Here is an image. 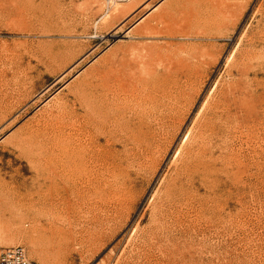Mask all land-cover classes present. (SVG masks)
<instances>
[{"label":"rangeland","instance_id":"rangeland-1","mask_svg":"<svg viewBox=\"0 0 264 264\" xmlns=\"http://www.w3.org/2000/svg\"><path fill=\"white\" fill-rule=\"evenodd\" d=\"M115 1L0 0V250L21 245L40 264H264V0ZM105 74L155 80L173 130L147 162L118 142L116 168L86 169L55 195L73 203L56 221L61 234L33 205L36 150L49 142L32 139L38 124L58 125V105L88 115ZM200 123L221 132L204 144L207 170L179 178L180 195L164 202L181 171L177 149L208 139ZM69 229L77 241L59 244Z\"/></svg>","mask_w":264,"mask_h":264},{"label":"bare ground","instance_id":"bare-ground-1","mask_svg":"<svg viewBox=\"0 0 264 264\" xmlns=\"http://www.w3.org/2000/svg\"><path fill=\"white\" fill-rule=\"evenodd\" d=\"M114 1L115 0H111L110 3L114 2ZM118 2H119V0H118ZM67 43H68V41H67ZM58 54L59 53L55 54L54 51L52 52L51 50L46 53L48 59H54L57 57ZM248 54H246V55L248 56ZM44 62H45V60H44ZM18 74H20V73H18ZM145 74H148V73L145 72ZM150 76H152V75H150ZM153 76L155 77V75H153ZM22 77L23 78L19 81V82H21V84H25V81L32 79L28 73L24 74V76H22ZM116 77L117 78L111 79L110 76H108L106 74L100 76V78H99V80H100L99 81V97H98L99 101L97 100L99 103L95 102L98 105H96L91 99H89L91 102L89 101L90 105H89L88 109L91 110V112H90L91 116L89 115L90 114L89 111L88 112L86 111V113H88L89 116L87 114H85L86 116L83 114L84 116L81 117L78 114L76 108L71 106V104H72L71 102H70L71 104L68 102L65 104L63 103V104H61L63 106L58 105V107H59L58 115L55 117V120H57L58 125L56 127L54 126L53 128H51L49 125L48 126L46 125L47 126L46 127L45 124L44 125L38 124L39 127L36 130L38 133L36 132L37 135H35V139H32L33 141H36L38 143V145L48 143V142L50 143V146L48 147L49 149L46 147L49 143L47 145L44 144L45 146L41 145L40 148L36 144L38 149L37 150L35 149V150L37 152V155H39V156L35 155L38 158L37 164L36 163L35 164L37 165L39 170L37 169V172H38V176H37L38 188H37L35 194L38 197V199L33 202V205H34V207L38 206V205H42V207H40V209H38V210L41 211L43 214H45L49 224L55 226V228L58 229V231L60 233H61L63 228L57 227L56 221L61 219L65 214H68L70 210H73V209H71V208H73V203H70L66 199H64L63 206H62V204L56 205L55 202L52 201L53 198H56L55 195H60L61 191L69 192L71 190V186H70L71 181L83 179L89 173L88 171H86V169L88 170L89 168H99V175L101 176L103 171L110 169L111 166L115 165L116 161H117L116 158H118L117 157V149L115 147L118 144V142L123 144V147H124L123 152L124 153L123 152H121V153L125 154L124 155L125 157H127L128 159H132L133 157H138V160L143 161V159H144L147 162V160L152 159V154H153L154 149L157 148L158 146L160 147L159 143H160L162 136L164 134L169 135L172 133L171 131L173 130V128H171L172 130L170 129L171 124H170L169 128H166V125H167L166 124L167 123L166 117L169 116L170 114H171L170 115V117H171L172 116V110H175V109L171 108V110H169V108H166V107L164 109H162V108L160 109V107H158L159 104L157 102V92H156L157 85H156L155 80L148 78V76L144 77L142 75L141 77H136V78L130 79V81L128 83H124L123 79H122L123 77H118V76H116ZM17 78H18V76H17ZM157 79H159V77ZM18 80L16 82H18ZM164 80H166V79H164ZM164 80H163V82H164ZM157 81L159 82V80H157ZM166 81H169V80H166ZM163 82H161L162 85H163ZM172 82H173V80H172ZM175 84H176V82H175ZM177 84H179V85H177ZM177 84L176 85L178 87L181 86L179 81ZM19 85H20V83H19ZM159 85H161V84H159ZM165 85H167V84H165ZM165 85H163V88H165L164 87ZM150 86H152V87L149 89L148 87H150ZM174 86H173V89L178 88V87H176V86L174 87ZM169 87H170V85H169ZM171 87H170V89H171ZM82 89H83L82 92L84 93L86 90L84 88H82ZM169 90H168V94H169ZM179 90H181V89H179ZM164 91H166V89ZM176 91L178 93L177 89H176ZM162 92H163V90H162ZM179 92L181 95V91H179ZM78 93L79 92L76 93V88H75V94L74 95L76 96V94H78ZM80 93H81V90H80ZM87 93L88 92L86 91V94H85L86 96L90 95L91 92L89 94H87ZM163 94H165V93H163ZM80 95H82V97H84L83 94H80ZM172 95L175 96L176 94H172ZM172 95H170V96H172ZM96 96H95V98H96ZM166 96L168 97V95H166ZM88 97L90 98V96H88ZM162 97H163V95H162ZM175 97H177V95ZM84 98H80V99L83 100ZM163 98H161V99H163ZM158 99H160V98H158ZM77 100H79V98ZM84 101H87V100L85 99ZM79 102H80V100H79ZM89 102H85L86 105H88ZM162 103H163V101H162ZM83 104L81 103V106ZM72 105H74V104H72ZM174 108H175V106H174ZM218 108L219 107H217L216 110H218ZM216 110H215V112H216ZM174 113H175V111H174ZM49 114H51V113H49ZM197 118H198V116H197ZM51 120H53V119H51ZM85 120H90V121L84 122ZM135 120H136V122H135ZM152 121L156 125H154ZM197 122H199V121H197ZM199 125L200 126L198 128V131L200 132L201 135L208 136V139H205V136H201L200 137V138H202L201 140H199V141L195 140V138L193 136L195 133H198V132H195L194 134H192L194 131H192V133H191V131H190L191 128L188 130L189 133H187V135H186L187 137L185 136L186 141L189 142L188 145H191L190 144V143H192L191 140L194 139L196 141V142L194 141L195 144H193V146L195 145V148L192 147V149H190L191 148L190 147L187 150H184V148L186 149V147H184V145L187 144V143L185 144V142H184V144L182 142V144H183L182 146L179 145L180 147L177 149L176 157L181 156V161H182V162L180 161L181 168H177V169H180L181 171L179 170L180 173L177 174L178 177L173 179L170 182V184L168 185V187L164 193V196H162V197L159 196L160 199H163L164 202L165 201H167V202L172 201V200L176 199L175 197L180 195V193L177 191L178 181L180 182L179 178L183 177V179H186V180L190 179L191 180L197 174H199V172L202 173V172L207 170V163L205 161V156H207V153H209V152H207L206 149H203V148H205L204 144H205V142H207L209 144V142L213 141L214 137L216 135H218V133L220 132V131H218L220 126L218 128H216V124H213V123H211V124L206 123L205 125L200 123ZM51 126H52V124H51ZM193 126H196V125H193ZM175 128H177V127H175ZM224 131H226V130H224ZM33 134L34 133H32L31 135H33ZM20 137H22V136H20ZM26 137H27V135H26ZM164 137H166V136H164ZM16 139H18V138H16ZM16 139H15V141H16ZM28 139H29V137H28ZM19 141L20 140L18 139V141H17L18 144H19ZM103 141H104V143H103ZM22 142L24 143V141H22ZM30 142H32V141H30ZM25 143H24V145H25ZM28 145H31V144H28ZM212 145H213V143H212ZM30 148H28V149H30ZM122 158H124V157H122ZM135 159H133V161ZM125 161H128V160H125ZM136 161H137V159H136ZM135 162H132V163H134V165H135ZM125 164H126V162H125ZM122 165L123 164L121 163L120 166H122ZM152 165L157 168V166L159 165V160L154 162V164H152ZM130 166H131V164H130ZM114 168H116V167H114ZM124 182H125V180H124ZM61 183H63L64 186L63 185L61 186ZM117 183H118V180H117ZM189 183H191V182H189ZM157 194L158 193H156V195ZM32 195H34V194H32ZM185 201L187 203L186 198H185ZM180 204H182V206H183V203H180ZM189 204H190V201H189ZM171 205H173V203ZM29 206H31V205H29ZM178 207H181V205H179ZM177 209H179V208H177ZM159 210H160V208H159ZM168 210H169V208H168ZM161 213H162V211H161ZM37 221L41 222V218L37 219ZM34 222H35V220H34ZM64 234L66 236L61 237L60 241L58 242L59 244L62 243L63 245L64 244L68 245L71 241H74V242L77 241V239L73 238V232L70 229L66 230L64 232ZM84 240L80 241V243H84ZM80 243H78V244H80ZM34 252L37 254L39 253L38 249H35Z\"/></svg>","mask_w":264,"mask_h":264},{"label":"built area","instance_id":"built-area-1","mask_svg":"<svg viewBox=\"0 0 264 264\" xmlns=\"http://www.w3.org/2000/svg\"><path fill=\"white\" fill-rule=\"evenodd\" d=\"M0 264H40L29 258L26 249L21 246H11L0 250Z\"/></svg>","mask_w":264,"mask_h":264}]
</instances>
